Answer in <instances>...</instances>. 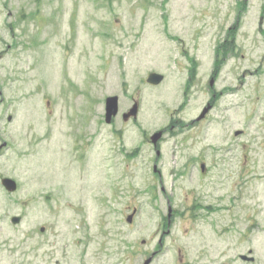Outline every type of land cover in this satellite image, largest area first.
I'll return each instance as SVG.
<instances>
[{
    "label": "rangeland",
    "instance_id": "rangeland-1",
    "mask_svg": "<svg viewBox=\"0 0 264 264\" xmlns=\"http://www.w3.org/2000/svg\"><path fill=\"white\" fill-rule=\"evenodd\" d=\"M4 142L0 264H264V0H0Z\"/></svg>",
    "mask_w": 264,
    "mask_h": 264
},
{
    "label": "water",
    "instance_id": "water-1",
    "mask_svg": "<svg viewBox=\"0 0 264 264\" xmlns=\"http://www.w3.org/2000/svg\"><path fill=\"white\" fill-rule=\"evenodd\" d=\"M165 76L164 74L162 73H158V72H151L148 77H147V81L151 84H160L163 80H164ZM211 84H213V80L211 81ZM106 115H105V119H106V122L107 123H111L113 118L115 116H117V114L119 113V96L118 95H112V96H108L106 98ZM210 106L208 107H205V109L203 110V112L201 113V115L198 117V119L202 118L205 116L206 112L208 111ZM138 112H139V104L138 103H135L133 105V107L130 109L129 112H126L123 114V117L124 119H129L130 117H137L138 116ZM12 117L10 116L9 119H11ZM163 131L160 130V131H157L155 133L152 134L151 136V140H152V143L157 146L159 140L161 139V137L163 136ZM236 133H240V131H237ZM7 143L4 142L0 145V149L4 146H6ZM157 154L159 155L160 154V150L157 149ZM2 184L4 185V187L10 191V192H13V191H16L17 188H18V184L16 182V180H14L13 178H10V177H3L2 178ZM136 210V209H135ZM134 210V211H135ZM172 215V208L170 207L169 208V216ZM21 216H14L12 217V222L13 223H18L21 221ZM132 218H133V214H130L127 218V220L129 222L132 221ZM44 227H42V231H44ZM153 257H154V254L151 255L148 259L145 260L144 264H150L153 260ZM242 258H246L248 260H251V259H254L253 257H248L246 255H243Z\"/></svg>",
    "mask_w": 264,
    "mask_h": 264
},
{
    "label": "trees",
    "instance_id": "trees-1",
    "mask_svg": "<svg viewBox=\"0 0 264 264\" xmlns=\"http://www.w3.org/2000/svg\"><path fill=\"white\" fill-rule=\"evenodd\" d=\"M239 22L238 20L234 24L232 28L229 29L228 31V38L218 45L217 47V58H216V63L220 65V59L218 58V55L221 54L222 56H226L229 51H232L233 47L235 46V38H236V33L238 29Z\"/></svg>",
    "mask_w": 264,
    "mask_h": 264
},
{
    "label": "flooded vegetation",
    "instance_id": "flooded-vegetation-1",
    "mask_svg": "<svg viewBox=\"0 0 264 264\" xmlns=\"http://www.w3.org/2000/svg\"><path fill=\"white\" fill-rule=\"evenodd\" d=\"M0 154H1V151H0ZM198 164H199V168H200V172L201 173H205V174H208V172H209V170L207 169V165H206V163L204 162V161H199V162H197ZM195 166H197L196 164H194ZM42 227H44V229H45V226H41L40 227V230L42 231ZM45 231V230H44ZM43 232V231H42ZM249 253L250 254H252L253 253V250H250L249 251ZM241 258H242V255H241ZM244 259V258H243ZM245 260H246V258H245ZM247 261H249V260H247ZM252 262L254 261V260H251Z\"/></svg>",
    "mask_w": 264,
    "mask_h": 264
}]
</instances>
